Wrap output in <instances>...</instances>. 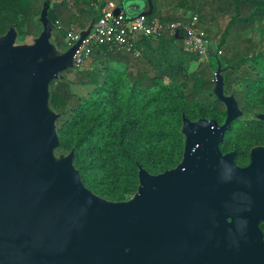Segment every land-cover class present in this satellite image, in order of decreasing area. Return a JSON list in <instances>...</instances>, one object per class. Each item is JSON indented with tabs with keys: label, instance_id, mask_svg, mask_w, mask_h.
<instances>
[{
	"label": "water",
	"instance_id": "95a60500",
	"mask_svg": "<svg viewBox=\"0 0 264 264\" xmlns=\"http://www.w3.org/2000/svg\"><path fill=\"white\" fill-rule=\"evenodd\" d=\"M97 17L66 50L70 67ZM45 19L51 26L46 11ZM43 50H51L48 39L28 56L7 45L0 52V114L21 94L26 114L15 124L0 121V264H264V150L240 168L219 148L237 118L232 98L214 86L224 124L198 120L176 169L142 172L132 202L110 203L72 177L70 165L58 170L48 160L57 138L50 119L39 118L40 82L51 69L35 65Z\"/></svg>",
	"mask_w": 264,
	"mask_h": 264
},
{
	"label": "trees",
	"instance_id": "16d2710c",
	"mask_svg": "<svg viewBox=\"0 0 264 264\" xmlns=\"http://www.w3.org/2000/svg\"><path fill=\"white\" fill-rule=\"evenodd\" d=\"M105 1L121 9L125 0L102 3ZM206 1L212 13L230 18L218 48L231 33L253 31L257 25H261L264 36V0ZM150 2L152 16L161 9L188 7L186 0ZM76 4L86 7L78 6L76 12H71L68 3L62 1L47 11V20L64 39L71 23L77 22L83 30L96 14L88 3ZM30 9L31 0H0V13L16 17L21 25L29 19ZM178 41L164 30L158 38L145 39L136 46L139 56L160 75L151 79L150 86L130 83L125 73L109 70L104 72L103 82L73 109L69 108L74 98L69 83L59 82L51 90L54 112L61 116L68 113L58 130L60 148L73 151L72 161L84 187L105 201L121 203L136 194L142 172L159 176L176 169L185 154V121L206 120L221 126L226 120L224 104L212 94L215 60L199 62L178 47ZM97 57L100 61L106 59L105 55ZM197 62V68L190 71V65ZM243 66L258 71L257 79L246 86L245 103L264 113V57L260 53L238 56L231 70L238 72ZM202 96L213 99L212 103L203 105L199 101ZM219 148L223 154L234 156L236 166H246L251 150L264 148V122L234 119Z\"/></svg>",
	"mask_w": 264,
	"mask_h": 264
},
{
	"label": "rangeland",
	"instance_id": "374dc122",
	"mask_svg": "<svg viewBox=\"0 0 264 264\" xmlns=\"http://www.w3.org/2000/svg\"><path fill=\"white\" fill-rule=\"evenodd\" d=\"M62 1L68 3L71 12H76L78 10V6L86 7V5H77L76 1H83L87 3V0H31L30 17L25 25H21L19 19L12 15H3L0 13V52L4 53L5 46L7 45L9 46V49L14 56H28L32 49L42 38H44V40L46 39V41L48 39V43L51 47V50H43L42 55L35 62L36 67L42 66L45 63L51 64V69L48 72V75L40 82V86L44 92L46 102L43 105L39 118L50 119L51 132L57 138V143L50 147L47 157L50 164L55 169L59 170L64 165H70L71 176L78 179L83 185L80 173L75 168L72 161L73 151L66 152L61 150L58 142V130L64 122V119L67 118L66 115L68 113L65 116L55 115L51 110L48 100L50 98L52 88L57 83L67 82L69 83L71 90L74 94V98L71 101L69 108H75L79 104V100L87 99L91 92L95 89L96 85L101 84L103 82V75L105 69L103 62L98 60L97 56H101L99 54H93L91 58L87 60L80 68L70 67V65L66 62V58L64 57L67 50L65 46V39L58 33L54 26L51 24V27L45 19V11L47 14L48 9L53 4L60 3ZM125 4L126 1L123 2L122 10L126 13L127 16H129L131 14L126 9ZM96 5L99 6L97 8L99 9L102 4L99 1L98 3H96ZM92 20L90 21L89 25L83 30H86L90 26ZM70 28L80 30V26L77 22L71 23ZM49 32H51L50 37ZM243 34H245L244 36L246 40L243 41V45H241V50H234V52H231V50H229L227 54L223 52L222 56L224 57L225 63L223 62L222 64L216 63V59L218 58L217 44L219 39H217L216 37L213 42H209L206 39L208 43L207 60L209 58H213L216 63V71H214V74L217 75V81H214L213 89L215 86L217 94L223 100L224 98H232V100H234L235 103L233 107L234 111L236 112L237 119L242 121H264L263 110L258 107H248L244 99L246 86L249 82L255 81L257 79L258 71L252 66H243L238 72L231 70V66L235 64L238 56L246 57L260 52L264 54V36L261 35V25H257L255 30L244 32ZM121 55H123V53L115 52L106 54L105 57H110L114 60L115 58L120 57ZM207 60L203 61V63H206ZM199 62L191 65L189 67V70H195ZM127 80L132 83L129 79ZM161 80L163 82H166L167 79ZM214 98L216 99V96H214ZM200 100L203 105H209L210 103H212L213 99H209L207 96H205ZM24 101L25 96L21 94L14 101L10 108L0 114V121L6 120L12 124H15L21 118H26V114L23 110ZM228 102H230L229 104H231L232 101ZM201 125L202 121L189 122L184 125L182 133L184 136L186 147L189 146V129H196ZM261 150H264V148H254L251 150V153ZM249 163L246 166L240 168L247 167ZM84 188L87 189L86 187ZM136 196L137 193L128 197V199L121 203L114 204H128L132 202L136 198ZM129 251L130 250H128L127 252Z\"/></svg>",
	"mask_w": 264,
	"mask_h": 264
},
{
	"label": "built area",
	"instance_id": "2783aa9c",
	"mask_svg": "<svg viewBox=\"0 0 264 264\" xmlns=\"http://www.w3.org/2000/svg\"><path fill=\"white\" fill-rule=\"evenodd\" d=\"M96 22L77 53L74 66L80 68L94 55L129 52L139 56L136 46L145 39H156L164 30L181 41V48L203 62L208 57L206 38L196 30L197 17L188 22L166 21L136 14L127 16L114 3L108 2L96 10ZM82 30L70 28L66 34V48L73 47L80 39Z\"/></svg>",
	"mask_w": 264,
	"mask_h": 264
},
{
	"label": "crops",
	"instance_id": "0c3cea01",
	"mask_svg": "<svg viewBox=\"0 0 264 264\" xmlns=\"http://www.w3.org/2000/svg\"><path fill=\"white\" fill-rule=\"evenodd\" d=\"M99 1L101 2L102 6L109 2L105 1L104 3H102V0H87V3L91 6V8H93V11L96 12L97 8L99 7L96 5V3H98ZM125 1L126 9L132 15L151 13L152 5L150 0ZM186 1L188 3V7H186L185 9H161L157 11L153 16L151 14L148 16L155 17L160 20L170 21L169 19H175L177 21L182 20L184 22H188L192 17L196 16V30L201 33L209 42H213L216 37L220 40L222 33L230 22V18L225 15L212 13L211 4L208 1ZM244 35L245 34L243 33H238L230 34L227 36L225 44L221 48H218L217 60L219 61V63L222 64L225 61L224 57L222 56L223 52L227 54L229 50H231V52H234V50H241V45H243V41L246 40ZM176 45L178 47H181V41H178ZM117 53H123V55L115 58L114 60L108 57L104 61H101L104 64V72L109 70H116L123 73L126 72L127 79H129L132 83L141 82L140 84L142 87L150 86L151 79L154 77L158 78L160 76L140 56L129 52ZM260 53L262 54V57H264V54L262 52ZM214 80L215 75L213 76V81ZM204 97L205 96L200 97L199 101L201 102L200 99Z\"/></svg>",
	"mask_w": 264,
	"mask_h": 264
},
{
	"label": "flooded vegetation",
	"instance_id": "af4514ba",
	"mask_svg": "<svg viewBox=\"0 0 264 264\" xmlns=\"http://www.w3.org/2000/svg\"><path fill=\"white\" fill-rule=\"evenodd\" d=\"M251 156V155H250ZM250 164V163H249ZM259 229L262 233V236H263V241H264V222H260L259 223Z\"/></svg>",
	"mask_w": 264,
	"mask_h": 264
}]
</instances>
